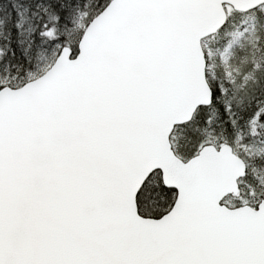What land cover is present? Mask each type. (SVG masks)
Masks as SVG:
<instances>
[{"label":"snow or ice","instance_id":"obj_1","mask_svg":"<svg viewBox=\"0 0 264 264\" xmlns=\"http://www.w3.org/2000/svg\"><path fill=\"white\" fill-rule=\"evenodd\" d=\"M0 264H264V0H0Z\"/></svg>","mask_w":264,"mask_h":264}]
</instances>
